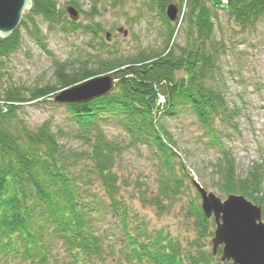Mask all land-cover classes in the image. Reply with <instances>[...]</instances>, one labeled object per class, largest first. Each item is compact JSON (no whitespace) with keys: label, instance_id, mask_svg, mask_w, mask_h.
Instances as JSON below:
<instances>
[{"label":"trees","instance_id":"trees-1","mask_svg":"<svg viewBox=\"0 0 264 264\" xmlns=\"http://www.w3.org/2000/svg\"><path fill=\"white\" fill-rule=\"evenodd\" d=\"M172 1L152 0L164 24L162 48L123 58L107 49L98 25H86L91 34L88 46L95 53L87 58L82 53L75 61H56L54 81L43 85L3 87L1 77L5 60L21 46V27L28 30L30 23L34 31L29 32L43 45L34 18L40 16L49 25L63 23L65 13L56 2L31 0L19 26L0 36V100L11 102L6 112L0 111V264H210L214 254L205 252L198 238L206 237L214 222L196 200L188 216L193 218L198 246L196 253L182 254L179 243L149 229L146 218L130 210L114 172L125 148L147 146L162 171L155 188L139 191V202L158 212L173 208L192 188V176L176 161V143L165 125L182 112L195 117L217 151V191L242 194L261 206L264 219V162H252L238 176L235 157L225 143L238 130V107L229 103L215 79L226 48L212 38L216 5L209 0H180L186 41L178 44L174 43L178 19L172 22L166 16ZM228 4V15L243 29L264 19V0H229ZM68 24L75 27L73 21ZM113 71L117 82L111 93L63 105L77 125L74 138L82 140L87 150L67 148L66 133L52 130L47 121L28 128L19 116L26 103L51 102L60 90ZM104 125L118 128L121 140L109 138ZM84 159L92 164L86 172L79 164ZM95 181L103 189L100 197L91 188Z\"/></svg>","mask_w":264,"mask_h":264},{"label":"rangeland","instance_id":"rangeland-1","mask_svg":"<svg viewBox=\"0 0 264 264\" xmlns=\"http://www.w3.org/2000/svg\"><path fill=\"white\" fill-rule=\"evenodd\" d=\"M54 1L57 9L65 13L63 23L49 25L40 16L34 18L35 31L38 32L36 36L43 45L29 32L34 31L30 23L28 30L21 27V46L5 60L1 77L3 87H33L54 81L53 67L56 61H75L82 53L86 55L84 58L95 53L88 46L91 34L86 32V25H98L100 29H96L108 44L107 49H112L123 58L132 57L141 51L158 50L164 45V24L158 6L152 0ZM209 1L216 5L212 38L226 47L220 54V73L215 79L219 81L218 84H222L229 103L238 107V130L232 132L225 143L235 157L237 175L243 176L252 162H264V19L256 21L254 27L243 29L227 13L229 0ZM171 4L177 7L180 24L174 35V43L184 44L186 34L183 22H180L184 4L181 13L180 0H173ZM69 7L76 9L75 18L69 15ZM30 8L23 10L21 19ZM68 21H73L75 27H71ZM104 75L106 74L94 77ZM113 80L114 90L117 82L115 76ZM50 100L51 102L24 104L19 112L23 123L28 128H35L47 121L52 130L59 128L66 133L63 142L67 148L87 150V145L82 140L74 138L77 125L63 106L69 103H56L53 98ZM9 103L11 102L0 100V111L6 112ZM165 125L176 143L179 154L176 161L183 163L190 175L207 190L224 199L226 195L217 191L216 187L218 172L214 160L217 151L208 143L195 117L189 112H182L165 121ZM104 130L109 138L121 140L122 134L115 126L104 125ZM155 158L156 155L147 146H131L123 150L114 167L121 183L120 196L128 203L130 210L146 218L149 229L161 231L175 243H179L182 254H186L188 250L196 253L198 245L195 244V239L198 235L193 218L188 216V209L191 202L196 200L199 205L201 202L192 185L191 190H186L174 202L173 208L166 212H158L156 208L142 206L139 202V191L145 187L155 188L160 178L162 170ZM79 164L84 172L92 165L89 159H84ZM91 188L99 197L103 193L97 181ZM212 219L210 221L213 222ZM209 232L206 237L198 239L202 249L211 253L214 227ZM217 251L210 264H229L228 261L220 260L221 247L218 253Z\"/></svg>","mask_w":264,"mask_h":264},{"label":"water","instance_id":"water-1","mask_svg":"<svg viewBox=\"0 0 264 264\" xmlns=\"http://www.w3.org/2000/svg\"><path fill=\"white\" fill-rule=\"evenodd\" d=\"M31 0H0V36L12 33L18 26L23 10L31 7ZM69 15L77 16L73 7ZM168 20L175 21L177 7L166 8ZM114 72L101 77H92L74 86L64 88L53 97L56 103H86L107 95L114 88ZM191 183L200 195V206L207 218L212 217L215 229L212 237V251L221 247V261L229 264H264V220L260 205L252 203L242 194L229 193L224 199L207 190L195 178Z\"/></svg>","mask_w":264,"mask_h":264},{"label":"bare ground","instance_id":"bare-ground-1","mask_svg":"<svg viewBox=\"0 0 264 264\" xmlns=\"http://www.w3.org/2000/svg\"><path fill=\"white\" fill-rule=\"evenodd\" d=\"M178 19V14H177V18H176V20ZM175 20V21H176ZM192 184V183H191ZM193 186V185H192ZM204 187V186H203ZM194 188V187H193ZM195 189V188H194ZM196 190V189H195ZM198 193V192H197ZM199 194V193H198ZM199 197H200V195H199ZM253 203V202H252ZM255 204V203H254ZM261 207V206H260ZM261 217H262V209H261ZM263 219V218H262ZM264 220V219H263ZM214 229H215V225H214Z\"/></svg>","mask_w":264,"mask_h":264}]
</instances>
